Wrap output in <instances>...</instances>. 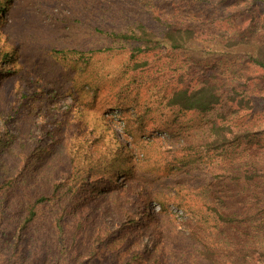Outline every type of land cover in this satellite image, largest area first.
I'll list each match as a JSON object with an SVG mask.
<instances>
[{"label":"trees","instance_id":"trees-1","mask_svg":"<svg viewBox=\"0 0 264 264\" xmlns=\"http://www.w3.org/2000/svg\"><path fill=\"white\" fill-rule=\"evenodd\" d=\"M56 1L19 27L0 0L1 264H264V152L239 148L264 97L233 64L264 70V42L166 0Z\"/></svg>","mask_w":264,"mask_h":264},{"label":"rangeland","instance_id":"rangeland-1","mask_svg":"<svg viewBox=\"0 0 264 264\" xmlns=\"http://www.w3.org/2000/svg\"><path fill=\"white\" fill-rule=\"evenodd\" d=\"M39 0H19L15 4L14 8H17L19 5L23 9V13H16L15 20L20 21L18 26L21 27L24 22H26L28 17L32 14L33 19L31 22L37 21L38 18V2ZM48 0H44V3H47ZM189 1V0H186ZM53 2V1H51ZM42 3V2H41ZM135 3H138V6L141 5V0H127L128 6H134ZM185 3V0H166L163 1L160 5L161 7H167L171 15H182L191 19V22L195 25L197 30H206V28L211 24L210 22L216 23L217 32L225 31L230 34V39L234 40L237 38L240 32H245L247 35L252 38H257L260 41L264 42V0H257L253 3V0H204L202 6H188ZM56 6L52 7L51 10L47 11L46 14L49 15H59L61 9L60 1H56ZM54 4V5H55ZM183 4L186 8L184 10L179 9V5ZM197 7V8H196ZM35 9V10H34ZM128 15L132 14H143V12L137 10L136 12L127 11ZM146 14V13H145ZM17 26V23H16ZM224 32V33H225ZM3 44V39H0V45ZM234 67L237 71H240L237 77L243 74V79L237 78V83L243 85V82H250V90L254 96L264 97V70L259 66L250 64L246 58L241 54L238 58L234 59ZM8 64V68L11 67ZM245 68L246 73L243 72L240 68ZM245 73V75H244ZM253 75V78L247 79L248 76ZM19 84V83H18ZM56 105L62 107V101L57 100ZM261 107H264V103H261ZM257 117H260L259 115ZM0 120V124H1ZM44 124V123H41ZM12 128L14 121L6 122L3 126ZM120 130V128H119ZM252 131V143L243 144L241 147L250 148V150L261 153L264 152V123H261L257 128L250 129ZM166 138V135H165ZM237 150H239L237 148ZM159 203L152 202L149 204V209L151 212H156L158 210ZM152 206L154 209H152ZM170 210L174 212L175 217L177 218L178 223H183L182 228L187 232L186 223V212L183 208L178 207L175 204L169 206ZM112 227L118 226V223L111 222ZM143 244L149 248L153 246V236L149 233L146 234L143 240ZM31 251L27 248L23 258L19 259L17 264H32L33 261L30 259ZM1 264V261H0Z\"/></svg>","mask_w":264,"mask_h":264}]
</instances>
